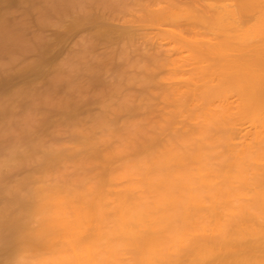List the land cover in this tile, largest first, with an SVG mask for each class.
Segmentation results:
<instances>
[{
  "label": "bare ground",
  "instance_id": "1",
  "mask_svg": "<svg viewBox=\"0 0 264 264\" xmlns=\"http://www.w3.org/2000/svg\"><path fill=\"white\" fill-rule=\"evenodd\" d=\"M140 10L100 23L145 51L140 74L89 70L90 100L45 112L0 163L21 174L0 184V264H264V0ZM60 126L72 144L47 147Z\"/></svg>",
  "mask_w": 264,
  "mask_h": 264
},
{
  "label": "rangeland",
  "instance_id": "2",
  "mask_svg": "<svg viewBox=\"0 0 264 264\" xmlns=\"http://www.w3.org/2000/svg\"><path fill=\"white\" fill-rule=\"evenodd\" d=\"M142 1L149 0H0V78L9 80L0 86V108L4 105L9 111L0 116V163L10 150L25 147L24 132H34L45 112L55 121L61 102L90 100L89 70L107 81L117 65L140 74L147 64L145 51L128 50L112 34L102 37L100 23L122 31L135 23ZM91 18L95 21L87 23ZM71 25L73 31L68 29ZM46 47L39 71L32 72L28 81H19L15 74L35 63ZM72 139L60 126L51 129L43 143L64 149ZM20 178L16 171L0 167L1 185L10 186Z\"/></svg>",
  "mask_w": 264,
  "mask_h": 264
}]
</instances>
